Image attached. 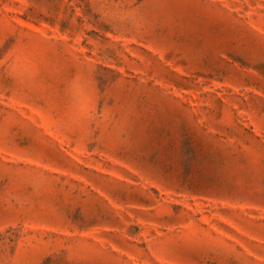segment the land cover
<instances>
[{"label": "rangeland", "instance_id": "rangeland-1", "mask_svg": "<svg viewBox=\"0 0 264 264\" xmlns=\"http://www.w3.org/2000/svg\"><path fill=\"white\" fill-rule=\"evenodd\" d=\"M0 264H264V0H0Z\"/></svg>", "mask_w": 264, "mask_h": 264}]
</instances>
